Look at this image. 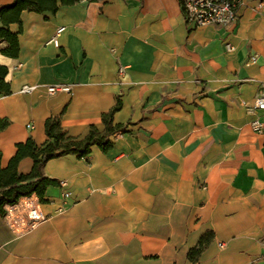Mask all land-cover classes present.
Listing matches in <instances>:
<instances>
[{
	"label": "crops",
	"instance_id": "0c3cea01",
	"mask_svg": "<svg viewBox=\"0 0 264 264\" xmlns=\"http://www.w3.org/2000/svg\"><path fill=\"white\" fill-rule=\"evenodd\" d=\"M59 28L57 46L47 45ZM9 30L18 54L0 53L10 90L0 94L2 168L17 144L46 142L50 117L81 139L91 126L103 131L102 114L119 100L112 125L125 128L106 152L93 145L86 158L44 164L70 198L58 185L43 203L21 198L46 217L23 234L0 216V264H264V133L245 108L264 83V0H241L229 26L192 28L179 0H79L23 11ZM58 83L71 93L48 95ZM255 116L264 123V111ZM32 168L30 157L17 165Z\"/></svg>",
	"mask_w": 264,
	"mask_h": 264
},
{
	"label": "trees",
	"instance_id": "16d2710c",
	"mask_svg": "<svg viewBox=\"0 0 264 264\" xmlns=\"http://www.w3.org/2000/svg\"><path fill=\"white\" fill-rule=\"evenodd\" d=\"M79 0H13L10 5L0 6V43L5 47L0 49L4 56L15 58L18 54V39L15 33L9 30L12 23H20V14L23 11L43 13L57 11L59 5H72ZM7 68L0 65V94H9V85L5 82ZM121 103L115 105L105 114L101 121L103 131L91 126L88 133L81 139L67 136L61 126L58 116L48 118L44 123V132L47 140L41 146H37L31 139L16 145L15 153L8 161L6 167L0 164V216L5 214V207L16 204L21 198L34 195L39 203L44 202V196L49 187L57 186L58 182L43 174L44 164L52 159L66 154H75L78 158H86L91 146H97L101 151H108L112 143L110 136L123 131L124 125H112L113 114L119 110ZM6 122L0 121V128ZM25 157L33 160L31 173L24 175L17 171L19 161ZM211 237L210 233L201 236L198 245L189 251L188 258L195 263L199 254L207 245Z\"/></svg>",
	"mask_w": 264,
	"mask_h": 264
},
{
	"label": "built area",
	"instance_id": "2783aa9c",
	"mask_svg": "<svg viewBox=\"0 0 264 264\" xmlns=\"http://www.w3.org/2000/svg\"><path fill=\"white\" fill-rule=\"evenodd\" d=\"M181 10L186 24L192 28H203L208 25L229 26L233 24L237 18V12L241 0H179ZM63 28L56 30L55 35L46 42L57 46V37ZM227 51L232 50L229 44L226 45ZM257 60V54H252L248 62L254 64ZM20 67L17 65L15 68ZM125 74V67L119 66L118 77L122 78ZM36 89V86H23L21 93H30ZM46 93L54 95L64 92L71 93V86L66 84H51L46 86ZM246 111L252 119L249 121V127L257 134L264 133V123L260 122L255 116L257 111H264V83L259 87L258 94L254 102L250 106H245ZM30 127V126H29ZM60 196L63 201L70 198L67 182L61 180L58 182ZM4 220L7 226L16 234H23L35 228L39 223L43 222L46 217L39 209V205L32 198L18 201L14 205L5 207ZM223 243L219 247H223Z\"/></svg>",
	"mask_w": 264,
	"mask_h": 264
}]
</instances>
